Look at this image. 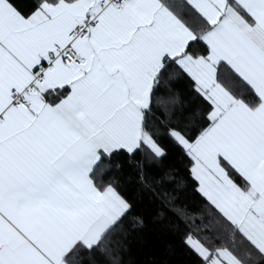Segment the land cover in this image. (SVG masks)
Wrapping results in <instances>:
<instances>
[{"label": "snow or ice", "instance_id": "1", "mask_svg": "<svg viewBox=\"0 0 264 264\" xmlns=\"http://www.w3.org/2000/svg\"><path fill=\"white\" fill-rule=\"evenodd\" d=\"M0 264H264V0H0Z\"/></svg>", "mask_w": 264, "mask_h": 264}]
</instances>
